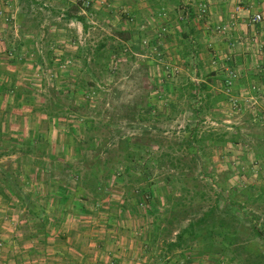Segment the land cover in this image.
I'll return each mask as SVG.
<instances>
[{
  "label": "rangeland",
  "instance_id": "obj_1",
  "mask_svg": "<svg viewBox=\"0 0 264 264\" xmlns=\"http://www.w3.org/2000/svg\"><path fill=\"white\" fill-rule=\"evenodd\" d=\"M40 1L20 19L0 0V231L25 233L24 264L52 243L86 264L128 244L140 263L264 264V109L237 68L208 93L215 56L166 54L115 0Z\"/></svg>",
  "mask_w": 264,
  "mask_h": 264
},
{
  "label": "crops",
  "instance_id": "obj_2",
  "mask_svg": "<svg viewBox=\"0 0 264 264\" xmlns=\"http://www.w3.org/2000/svg\"><path fill=\"white\" fill-rule=\"evenodd\" d=\"M4 1L6 3L5 8H10L9 10L12 13H17L18 18L21 19L27 15L29 4L25 0ZM27 1L31 6L41 3V1L38 3L39 0ZM71 1L47 0V3L54 6L60 5L59 7L62 8ZM236 2H241L242 5H237ZM248 2L249 4H247ZM24 5L27 8H23ZM44 5H46V2H44ZM112 6H118L119 9H122L121 11H125L130 17L139 18L141 26L147 29L146 33L152 35L150 36L152 40L150 44L158 42L157 45L165 47V53L168 55H171L175 50L179 57H185L188 53V49L185 47L187 43L189 44L188 48L191 47L190 52L193 59H199L204 63L205 60L215 56L219 63L215 67L217 71L207 76L210 80L206 83L208 88L211 87L208 93L210 91L213 93V89L220 90L218 82L219 80L223 81V78L226 79L227 68H237L238 78L234 80L236 91L245 90L247 93H252L250 97L255 98L253 104L258 103L257 107L264 109L261 106V97L263 96L260 95L264 93V22L252 23L247 18L256 12L264 13V0H115ZM201 6L206 7L205 16L199 15ZM177 19L180 21H177ZM217 24L225 26L226 31L222 32L223 34L213 30V27ZM173 46L175 47L173 48ZM203 49H205V58L201 52ZM221 67L224 68L220 69ZM255 93L260 99L254 97L253 94ZM42 170L47 171V168L44 167ZM63 189H65V186H63ZM56 202L61 203V201ZM46 216L45 218L49 221H54V219H51L53 215ZM51 233V231H47V235ZM24 234L22 232L19 234L18 230L10 233L0 231L2 239L5 240L3 237H6L8 243L15 244L13 247H11V244L8 245L9 249L13 248L10 251L15 252L14 258L10 260L6 258V254L5 256L0 254V264H24L30 261L22 254L25 250V246L21 244ZM10 238H13V242L9 241ZM52 245L51 252L47 251L48 254L53 253L52 256H49L52 263L51 261L42 260L38 256L31 258V261H33L31 264L87 263V260L83 259L82 253L78 254L80 258L76 262L67 260L64 256H61L59 261L54 260L55 253L61 254V252L54 250V243ZM51 247L47 245L46 248L50 249ZM134 252L135 246L128 244L127 246L118 245L117 248L108 253L115 257L114 264H148L146 260L141 263L134 261L136 254ZM58 256L56 255V257Z\"/></svg>",
  "mask_w": 264,
  "mask_h": 264
},
{
  "label": "built area",
  "instance_id": "obj_3",
  "mask_svg": "<svg viewBox=\"0 0 264 264\" xmlns=\"http://www.w3.org/2000/svg\"><path fill=\"white\" fill-rule=\"evenodd\" d=\"M199 15L200 16H205L206 15V7L205 6H201ZM248 20L251 21V22H253V23L260 22L262 20V15L259 14L258 12L257 13H254V14H252L250 16V19H248ZM216 29L217 30H224L225 29V26L218 25L216 27ZM230 74H231V77H235V73L234 72L231 71ZM227 83L230 84L231 83V80H228Z\"/></svg>",
  "mask_w": 264,
  "mask_h": 264
},
{
  "label": "trees",
  "instance_id": "obj_4",
  "mask_svg": "<svg viewBox=\"0 0 264 264\" xmlns=\"http://www.w3.org/2000/svg\"><path fill=\"white\" fill-rule=\"evenodd\" d=\"M81 22H82V20H83V18L82 17H79L78 18ZM189 145H193V142H189ZM44 213V210H43V207H40V210H39V212L38 213H36V214H34L35 216L36 215H38L39 217H42V214ZM253 231H254V233L255 234H257L258 236H263V232L260 230V229H258V228H256V225H254V228H253ZM181 236L179 235V238H180ZM226 241H227V244L228 245H230L232 242H230V240L227 238L226 239ZM178 245V244H177Z\"/></svg>",
  "mask_w": 264,
  "mask_h": 264
}]
</instances>
